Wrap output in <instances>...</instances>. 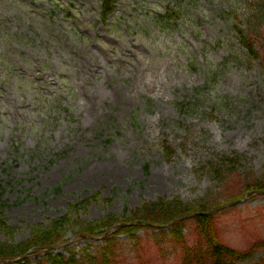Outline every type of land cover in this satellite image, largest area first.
I'll use <instances>...</instances> for the list:
<instances>
[{
    "label": "rangeland",
    "instance_id": "obj_1",
    "mask_svg": "<svg viewBox=\"0 0 264 264\" xmlns=\"http://www.w3.org/2000/svg\"><path fill=\"white\" fill-rule=\"evenodd\" d=\"M262 2L117 0L102 21L99 0H0V210L18 227L7 241L81 200L88 222L159 198L223 203L264 179V23L249 63L233 31L253 37ZM167 9L177 18L162 22ZM242 198L211 217L228 247L259 244L236 262L256 264L264 193ZM184 226L193 245L195 224ZM167 237L116 234L114 260L180 264ZM85 245L103 241L68 236L56 249Z\"/></svg>",
    "mask_w": 264,
    "mask_h": 264
},
{
    "label": "trees",
    "instance_id": "obj_2",
    "mask_svg": "<svg viewBox=\"0 0 264 264\" xmlns=\"http://www.w3.org/2000/svg\"><path fill=\"white\" fill-rule=\"evenodd\" d=\"M100 18L106 21L107 17L113 12L117 0H99ZM253 37L241 25L235 26L234 35L239 42V46L244 52L245 63L252 62L257 58L259 48L256 42L259 37L257 30L259 22L264 23V2L253 8ZM177 18V13L173 9H167L164 16L159 17L163 21H172ZM242 22L240 19L239 22ZM257 191L264 193V179L254 180L244 184L241 194L227 199V203L238 201L247 192ZM92 199H95L93 197ZM213 203L210 201H200L196 205L182 202L178 197L171 200L159 198L155 201L145 202L139 209L133 210L131 214L106 215L88 222L80 219V211H85V205L88 200L78 201L69 206L68 210L54 218L48 219L46 223H34L29 226V232L26 239L10 243L7 238L12 237L18 230L17 226L9 225L6 218L0 210V259H14L25 254L31 248H47L46 250H34L23 260L16 264H116L114 252L112 250L113 240L116 234H128L134 237V232L138 228L157 229L161 235L170 237L176 248L180 249V264H237L236 262L247 257L257 250L259 244L245 250L237 251L228 247L218 237L215 220L211 217L213 213H206L214 208L224 205V203ZM190 218H181L184 215L194 214ZM192 219L196 227L197 238L193 245L189 244L184 233H182L185 223ZM139 221L135 225L120 226L114 233L108 234L103 238V245L94 252L88 251V246H83L79 252L66 250L65 254L54 252V248L60 244L66 243L68 236L84 235L96 236L104 233L111 226L120 222ZM169 229V233L165 228ZM4 238H1V237ZM167 237V238H168ZM42 254L41 257L30 260L33 254ZM244 253V254H243ZM0 264H3L0 262ZM256 264H264V261Z\"/></svg>",
    "mask_w": 264,
    "mask_h": 264
},
{
    "label": "water",
    "instance_id": "obj_3",
    "mask_svg": "<svg viewBox=\"0 0 264 264\" xmlns=\"http://www.w3.org/2000/svg\"><path fill=\"white\" fill-rule=\"evenodd\" d=\"M127 223H119V224H116L112 227H110L107 231H105L103 234H101L100 236H98V238H102L106 235H108L109 233L113 232L114 230H116L119 226H122V225H126ZM78 237H82L81 235H79ZM27 254H24L22 255L21 257H18V258H15V259H12V260H0L1 262H15L19 259H22L23 257H25Z\"/></svg>",
    "mask_w": 264,
    "mask_h": 264
}]
</instances>
